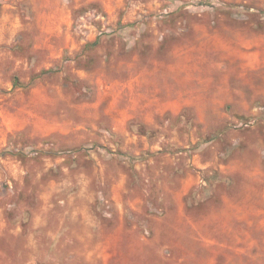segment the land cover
Returning a JSON list of instances; mask_svg holds the SVG:
<instances>
[{"label": "rangeland", "instance_id": "374dc122", "mask_svg": "<svg viewBox=\"0 0 264 264\" xmlns=\"http://www.w3.org/2000/svg\"><path fill=\"white\" fill-rule=\"evenodd\" d=\"M0 264H264V0H0Z\"/></svg>", "mask_w": 264, "mask_h": 264}, {"label": "trees", "instance_id": "16d2710c", "mask_svg": "<svg viewBox=\"0 0 264 264\" xmlns=\"http://www.w3.org/2000/svg\"><path fill=\"white\" fill-rule=\"evenodd\" d=\"M95 43H97V39H96L92 44H95ZM227 179H228V178H227ZM227 179H226V180H227Z\"/></svg>", "mask_w": 264, "mask_h": 264}]
</instances>
